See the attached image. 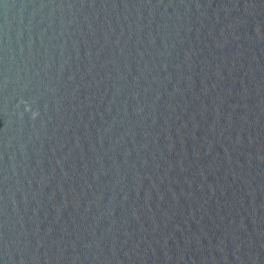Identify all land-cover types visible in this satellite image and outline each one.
Returning a JSON list of instances; mask_svg holds the SVG:
<instances>
[{
	"label": "water",
	"instance_id": "water-1",
	"mask_svg": "<svg viewBox=\"0 0 264 264\" xmlns=\"http://www.w3.org/2000/svg\"><path fill=\"white\" fill-rule=\"evenodd\" d=\"M0 264H264V0H0Z\"/></svg>",
	"mask_w": 264,
	"mask_h": 264
}]
</instances>
